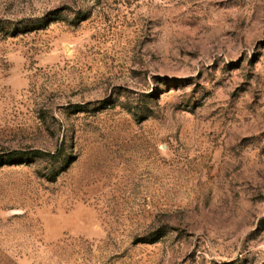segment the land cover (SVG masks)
I'll list each match as a JSON object with an SVG mask.
<instances>
[{"label":"rangeland","instance_id":"1","mask_svg":"<svg viewBox=\"0 0 264 264\" xmlns=\"http://www.w3.org/2000/svg\"><path fill=\"white\" fill-rule=\"evenodd\" d=\"M0 264H264V0H0Z\"/></svg>","mask_w":264,"mask_h":264},{"label":"trees","instance_id":"2","mask_svg":"<svg viewBox=\"0 0 264 264\" xmlns=\"http://www.w3.org/2000/svg\"><path fill=\"white\" fill-rule=\"evenodd\" d=\"M37 154H39V153H37Z\"/></svg>","mask_w":264,"mask_h":264}]
</instances>
